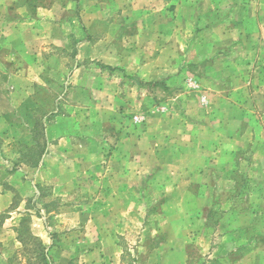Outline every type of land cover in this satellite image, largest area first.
<instances>
[{
	"label": "rangeland",
	"instance_id": "obj_1",
	"mask_svg": "<svg viewBox=\"0 0 264 264\" xmlns=\"http://www.w3.org/2000/svg\"><path fill=\"white\" fill-rule=\"evenodd\" d=\"M0 264H264V0H0Z\"/></svg>",
	"mask_w": 264,
	"mask_h": 264
}]
</instances>
